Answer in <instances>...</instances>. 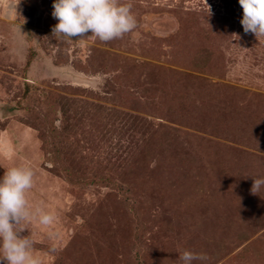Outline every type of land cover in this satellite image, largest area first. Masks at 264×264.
Instances as JSON below:
<instances>
[{"label":"rangeland","instance_id":"374dc122","mask_svg":"<svg viewBox=\"0 0 264 264\" xmlns=\"http://www.w3.org/2000/svg\"><path fill=\"white\" fill-rule=\"evenodd\" d=\"M0 0V178L34 171L41 264H264V36L239 0H121L120 39L61 40Z\"/></svg>","mask_w":264,"mask_h":264},{"label":"clouds","instance_id":"9594fccd","mask_svg":"<svg viewBox=\"0 0 264 264\" xmlns=\"http://www.w3.org/2000/svg\"><path fill=\"white\" fill-rule=\"evenodd\" d=\"M243 9L240 23L245 33L264 36V0H239ZM52 16L58 23L52 35L61 40H79L91 36L102 42L120 39L137 27L132 5L121 0H54ZM34 171L27 166L12 167L0 178V264H41L33 255V241L23 236L22 225L38 219L51 225L55 216L41 207H32L27 192L33 187ZM264 186V179L253 180L252 194ZM182 264L205 261L207 255L184 250Z\"/></svg>","mask_w":264,"mask_h":264}]
</instances>
